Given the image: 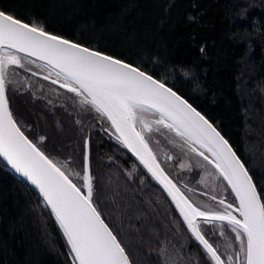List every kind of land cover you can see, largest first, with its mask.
Returning a JSON list of instances; mask_svg holds the SVG:
<instances>
[{
    "label": "trees",
    "instance_id": "1",
    "mask_svg": "<svg viewBox=\"0 0 264 264\" xmlns=\"http://www.w3.org/2000/svg\"><path fill=\"white\" fill-rule=\"evenodd\" d=\"M0 10L174 88L217 125L264 191V0H0ZM45 83L62 91L45 112L6 85L13 117L50 158L75 171L89 141L94 204L132 263L214 264L110 121L95 111L77 124L74 93ZM221 223L201 221L200 229L222 256L219 241L235 234L226 222L222 234ZM73 255L50 209L0 160V264H78Z\"/></svg>",
    "mask_w": 264,
    "mask_h": 264
},
{
    "label": "snow or ice",
    "instance_id": "2",
    "mask_svg": "<svg viewBox=\"0 0 264 264\" xmlns=\"http://www.w3.org/2000/svg\"><path fill=\"white\" fill-rule=\"evenodd\" d=\"M16 53L44 61L49 75L55 72L53 83L61 82V87L81 97V104L110 121L116 139L168 190L195 240L215 264L225 261L202 234L198 218L207 224L222 222V234L223 222H227L235 233L239 246L234 256L228 255L227 264H264V191H258L228 140L204 115L140 67L0 10V157L39 189L67 238L75 262L131 264L117 235L94 204V177L88 152L84 154L82 170L75 171L70 162L50 158L14 119L6 96L8 71L11 65L25 67L21 62L24 58ZM144 113L159 119L150 122ZM154 126L157 131L163 126L175 132L190 145L191 151L212 164L235 194V202L226 204L221 199V210L194 202L181 192L164 174L149 147L146 133L152 132ZM44 139L40 137L41 141ZM73 177L82 183L74 182Z\"/></svg>",
    "mask_w": 264,
    "mask_h": 264
},
{
    "label": "rangeland",
    "instance_id": "3",
    "mask_svg": "<svg viewBox=\"0 0 264 264\" xmlns=\"http://www.w3.org/2000/svg\"><path fill=\"white\" fill-rule=\"evenodd\" d=\"M16 54L24 58L21 62L25 67L21 68L17 65H11L9 67L7 77L8 83L6 85H11L16 88L25 97L26 101L28 100L36 107L42 108L41 111L45 112L49 107L52 109L53 106H51V104H53V101L56 100L57 97H61L59 92L62 93V91H59L55 87H49L45 81L52 82L56 80L55 72L49 75L47 66L19 53ZM45 76L49 78L44 79ZM60 83L61 82H57L56 84L60 86ZM71 98L73 100L70 99L71 102L69 103L71 105H76L78 111L74 118L77 120V124L79 123V125H81L84 123V120L92 121L96 116L95 110L91 109L88 105L81 104V97L76 96L75 93ZM54 111L55 110L51 112L54 113ZM54 114L56 117L58 116L56 113ZM143 115L145 119L150 122L159 119L158 116H154L151 113H144ZM137 127L139 129V124ZM146 137L149 141V147L152 149L155 156L163 162L169 173L166 172L157 161L160 168L163 169L165 174L181 192H183V190L180 186L183 187V189H187L196 202L207 204L214 208H220L221 210L223 207L219 205L221 199H223L226 204L235 202V194L232 192L230 186L227 185L226 181L219 176L217 170L209 164L208 161H205L203 157L191 151L190 145L185 143L175 132L169 131L163 126L157 131L154 126L152 132L146 133ZM189 189H191V191H189ZM213 196L216 197L215 200L211 199ZM233 238L234 237L226 236L220 241L218 240L219 245L217 246L226 264L228 255L234 256L239 246V242L235 241Z\"/></svg>",
    "mask_w": 264,
    "mask_h": 264
},
{
    "label": "water",
    "instance_id": "4",
    "mask_svg": "<svg viewBox=\"0 0 264 264\" xmlns=\"http://www.w3.org/2000/svg\"><path fill=\"white\" fill-rule=\"evenodd\" d=\"M74 42V41H73ZM82 45V44H81ZM82 46H84V45H82ZM85 47H87V46H85ZM89 48V47H88ZM90 49H92V48H90ZM93 50H95V49H93ZM19 54H21V55H23V56H25V57H27V58H30V59H32V60H35V61H37V62H39V63H41V64H43V65H45V62L44 61H42V60H40V59H38L37 57H35V56H28L26 53H19ZM108 55V54H107ZM126 62V61H125ZM128 63V62H127ZM133 65V64H132ZM46 66V65H45ZM135 66V65H134ZM146 72V71H145ZM149 74V73H148ZM151 75V74H150ZM153 76V75H152ZM154 77V76H153ZM155 79H157L156 77H154ZM159 80V79H158ZM166 84V83H165ZM166 86H168V87H170L169 85H167L166 84ZM170 88H172V87H170ZM178 95H180L183 99H185V100H187L188 101V103H190L194 108H196V110L197 111H199L202 115H204L205 116V118L206 119H208V121L210 122V123H212L213 124V126L214 127H216L217 128V130L221 133V135H223L224 137H225V135L220 131V129L217 127V125L213 122V121H211L198 107H196L191 101H189L186 97H184L183 95H181L178 91H176L174 88H172ZM6 96H7V98H8V95H7V89H6ZM8 101H9V99H8ZM9 108H10V104H9ZM11 110V109H10ZM18 124V123H17ZM19 126V125H18ZM20 127V126H19ZM21 129V128H20ZM21 131H23L22 129H21ZM24 132V131H23ZM24 134L27 136V134L24 132ZM28 137V136H27ZM29 138V137H28ZM30 139V138H29ZM225 139H227L226 137H225ZM31 140V139H30ZM228 140V139H227ZM228 142H229V145L231 146V148H232V150L236 153V155H237V157L241 160V162L245 165V168L248 170V168H247V166H246V164L244 163V161H243V159L239 156V154L236 152V150H235V148L233 147V145L230 143V141L228 140ZM88 152V154H89V160H90V156H91V153H90V143H89V141H87L86 142V146H85V152ZM133 154V153H132ZM134 155V154H133ZM135 156V155H134ZM136 157V156H135ZM137 158V157H136ZM211 158V157H210ZM0 160L17 176V177H19L21 180H23L32 190H34L39 196H40V198L43 200V202L46 204V206L50 209V211H51V207L47 204V202L44 200V198H43V196L40 194V192H39V189L34 185V184H32L31 183V181L30 180H28L26 177H24V176H22L20 173H17L16 171H15V169H13L12 167H11V165H9L8 163H7V161L3 158V157H0ZM137 160L139 161V159L137 158ZM140 162V161H139ZM141 163V162H140ZM143 165V164H142ZM212 165V164H211ZM213 166V165H212ZM90 167H91V160H90ZM143 167H144V165H143ZM214 167V166H213ZM145 168V167H144ZM145 170L149 173V175L154 179V181L159 185V187L163 190V192L166 194V196L169 198V200L171 201V203L174 205V207L176 208V205H175V201H173L172 200V198H171V196H169V194H168V190L164 187V185L163 184H161L160 183V181H158L149 171H148V169L147 168H145ZM248 172H249V170H248ZM164 174H165V172H164ZM249 174H250V172H249ZM166 175V174H165ZM251 175V174H250ZM167 176V175H166ZM252 176V175H251ZM168 177V176H167ZM169 178V177H168ZM170 179V178H169ZM171 180V179H170ZM253 182L255 183V181H254V179H253ZM174 184V183H173ZM256 184V183H255ZM258 189V188H257ZM176 210L180 213V211H179V209L178 208H176ZM52 212V211H51ZM53 214V213H52ZM54 215V214H53ZM181 215V214H180ZM55 217V216H54ZM181 217H182V215H181ZM103 218V217H102ZM183 218V217H182ZM184 220V219H183ZM105 221V220H104ZM200 221H203V219L202 218H198V223H200ZM58 222V221H57ZM105 223H107L106 221H105ZM186 223V222H185ZM59 224V223H58ZM186 225H187V223H186ZM200 226V225H199ZM190 230V229H189ZM63 231V230H62ZM190 232H191V230H190ZM203 234V233H202ZM67 239V238H66ZM197 243L199 244V242L197 241ZM200 245V244H199ZM202 248H203V246L202 245H200ZM205 251V250H204ZM206 252V251H205ZM127 253V252H126ZM219 254V253H218ZM209 256V255H208ZM210 257V256H209ZM130 258V257H129ZM211 259V258H210ZM221 259L222 260H224L223 258H222V256H221ZM130 261H131V259H130ZM214 264H215V262L214 261H212ZM131 264H133L132 263V261H131ZM225 264H226V262H225Z\"/></svg>",
    "mask_w": 264,
    "mask_h": 264
},
{
    "label": "bare ground",
    "instance_id": "5",
    "mask_svg": "<svg viewBox=\"0 0 264 264\" xmlns=\"http://www.w3.org/2000/svg\"><path fill=\"white\" fill-rule=\"evenodd\" d=\"M201 222V221H200ZM199 225H200V223H199Z\"/></svg>",
    "mask_w": 264,
    "mask_h": 264
}]
</instances>
